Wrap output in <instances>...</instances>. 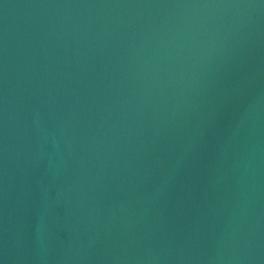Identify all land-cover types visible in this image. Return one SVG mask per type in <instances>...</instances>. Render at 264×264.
I'll return each instance as SVG.
<instances>
[{
	"label": "water",
	"instance_id": "95a60500",
	"mask_svg": "<svg viewBox=\"0 0 264 264\" xmlns=\"http://www.w3.org/2000/svg\"><path fill=\"white\" fill-rule=\"evenodd\" d=\"M0 264H264V0H0Z\"/></svg>",
	"mask_w": 264,
	"mask_h": 264
}]
</instances>
